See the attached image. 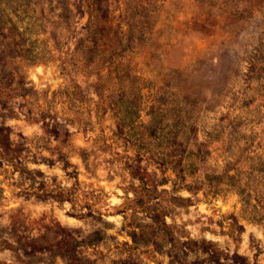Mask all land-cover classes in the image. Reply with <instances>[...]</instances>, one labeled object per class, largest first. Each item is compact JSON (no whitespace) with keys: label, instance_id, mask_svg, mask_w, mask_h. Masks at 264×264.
<instances>
[{"label":"rangeland","instance_id":"1","mask_svg":"<svg viewBox=\"0 0 264 264\" xmlns=\"http://www.w3.org/2000/svg\"><path fill=\"white\" fill-rule=\"evenodd\" d=\"M0 264H264V0H0Z\"/></svg>","mask_w":264,"mask_h":264},{"label":"trees","instance_id":"2","mask_svg":"<svg viewBox=\"0 0 264 264\" xmlns=\"http://www.w3.org/2000/svg\"><path fill=\"white\" fill-rule=\"evenodd\" d=\"M100 192H101V193H104V190H101ZM130 200H131V199H130ZM135 200H137V198H133L131 201L134 202ZM126 205H127L126 207L129 208V207H128V204H126ZM132 226H133L134 228H141V227H142V226L139 227V226H137V225H134L133 223H132Z\"/></svg>","mask_w":264,"mask_h":264},{"label":"clouds","instance_id":"3","mask_svg":"<svg viewBox=\"0 0 264 264\" xmlns=\"http://www.w3.org/2000/svg\"><path fill=\"white\" fill-rule=\"evenodd\" d=\"M112 202H113V203H116V201H115V200H113ZM65 207L67 208L68 206L66 205Z\"/></svg>","mask_w":264,"mask_h":264}]
</instances>
